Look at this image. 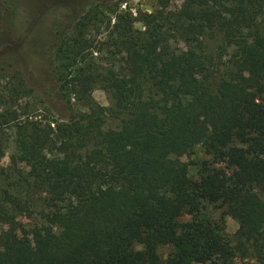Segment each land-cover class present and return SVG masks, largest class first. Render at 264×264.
<instances>
[{"label": "trees", "instance_id": "trees-1", "mask_svg": "<svg viewBox=\"0 0 264 264\" xmlns=\"http://www.w3.org/2000/svg\"><path fill=\"white\" fill-rule=\"evenodd\" d=\"M169 2L144 13L142 29L126 13L111 24L106 1L54 27V96L89 112L79 126L11 125L0 264H264V0H181L166 11ZM10 6L0 3V18ZM109 27L121 57L106 67L97 34ZM100 80L109 108L90 96ZM104 112L119 124L101 130ZM9 115L5 124L18 120ZM195 145L213 161L193 179L179 158ZM21 180L46 195L31 226L16 214L30 211L15 191ZM208 204L238 222L231 242L204 217ZM182 216L191 219L179 231Z\"/></svg>", "mask_w": 264, "mask_h": 264}, {"label": "rangeland", "instance_id": "rangeland-1", "mask_svg": "<svg viewBox=\"0 0 264 264\" xmlns=\"http://www.w3.org/2000/svg\"><path fill=\"white\" fill-rule=\"evenodd\" d=\"M101 1L109 2L116 8L114 13H108L111 24L117 22L116 14L126 13V16L135 18L133 26L136 29L143 28L140 18L144 13H155L162 5L161 0H0L2 5H11L9 12L0 18V134H3V141L5 138L4 142L8 146L5 155L0 157V167L7 170L10 164L9 155L13 150L11 125L17 121H34L40 126L50 122L54 127L59 124H84L83 114L89 112L86 105L75 99H71L70 104H67L54 96L56 85L51 69L55 42L52 32L58 23L69 26L74 24L87 8ZM180 4L181 0H170L165 10L173 11ZM110 29L111 27L97 34L101 43L98 44L100 48L96 53L106 67L116 64L121 57L111 53ZM209 44L211 47L214 45L213 41ZM172 47L181 49L184 44L172 39ZM101 86L100 80L90 96L96 105L109 108L113 100ZM9 112H16L18 120L5 124L2 119L10 116ZM101 116V130L114 128L119 124V120L107 112ZM179 159L187 163L188 174L193 179L198 177L203 161H213L202 145H195ZM22 166L26 170V166ZM33 189L35 188L21 180L15 190L22 200H27L25 204L29 205V212L20 210V214L16 210L18 220L27 226L36 224L40 217L39 212L46 208L45 193ZM203 213L206 219L210 218L216 227L223 229V234L229 242L233 240L238 228L235 219L224 214L216 204L206 205ZM190 219L188 216L178 219L179 231L183 230V224L190 222ZM170 250V246H159L157 252L165 259ZM235 264L259 263L255 259L236 258Z\"/></svg>", "mask_w": 264, "mask_h": 264}]
</instances>
